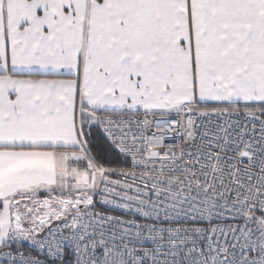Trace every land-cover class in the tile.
Segmentation results:
<instances>
[{"label": "snow or ice", "instance_id": "1", "mask_svg": "<svg viewBox=\"0 0 264 264\" xmlns=\"http://www.w3.org/2000/svg\"><path fill=\"white\" fill-rule=\"evenodd\" d=\"M0 264H264V0H0Z\"/></svg>", "mask_w": 264, "mask_h": 264}]
</instances>
